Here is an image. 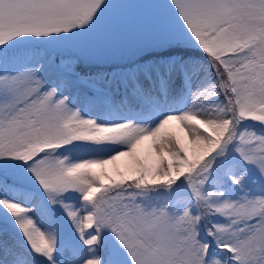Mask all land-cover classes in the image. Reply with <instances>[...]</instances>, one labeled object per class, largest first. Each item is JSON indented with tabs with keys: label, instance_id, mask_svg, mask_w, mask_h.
<instances>
[{
	"label": "snow or ice",
	"instance_id": "obj_1",
	"mask_svg": "<svg viewBox=\"0 0 264 264\" xmlns=\"http://www.w3.org/2000/svg\"><path fill=\"white\" fill-rule=\"evenodd\" d=\"M0 264H264V0H0Z\"/></svg>",
	"mask_w": 264,
	"mask_h": 264
},
{
	"label": "rangeland",
	"instance_id": "obj_2",
	"mask_svg": "<svg viewBox=\"0 0 264 264\" xmlns=\"http://www.w3.org/2000/svg\"><path fill=\"white\" fill-rule=\"evenodd\" d=\"M122 2L128 3V4H136L141 2V0H122Z\"/></svg>",
	"mask_w": 264,
	"mask_h": 264
},
{
	"label": "trees",
	"instance_id": "obj_3",
	"mask_svg": "<svg viewBox=\"0 0 264 264\" xmlns=\"http://www.w3.org/2000/svg\"><path fill=\"white\" fill-rule=\"evenodd\" d=\"M190 54L194 55V56H199V52H197L195 49H190L189 50Z\"/></svg>",
	"mask_w": 264,
	"mask_h": 264
}]
</instances>
